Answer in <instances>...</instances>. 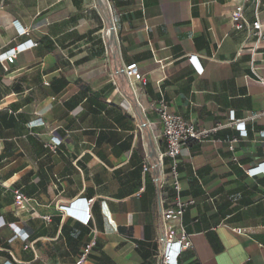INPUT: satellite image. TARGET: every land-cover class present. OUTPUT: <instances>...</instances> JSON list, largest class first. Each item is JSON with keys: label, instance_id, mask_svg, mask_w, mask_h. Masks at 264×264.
I'll return each instance as SVG.
<instances>
[{"label": "crops", "instance_id": "obj_1", "mask_svg": "<svg viewBox=\"0 0 264 264\" xmlns=\"http://www.w3.org/2000/svg\"><path fill=\"white\" fill-rule=\"evenodd\" d=\"M105 2L106 17L97 0H0V264H164L157 219L176 192L160 98L207 131L179 156L193 203L177 264H264V0L257 43L230 18L241 5L253 21L255 0Z\"/></svg>", "mask_w": 264, "mask_h": 264}, {"label": "built area", "instance_id": "obj_2", "mask_svg": "<svg viewBox=\"0 0 264 264\" xmlns=\"http://www.w3.org/2000/svg\"><path fill=\"white\" fill-rule=\"evenodd\" d=\"M96 1V0H92ZM101 7V13L104 17L110 14L109 6L105 3V0H97ZM257 9H255V18L253 21H248L243 17L242 6L238 5L232 10L230 18L232 23L237 29H246L250 37L256 39V43L260 41L262 36V23L258 16V4L259 0H255ZM19 33L22 35L26 32L23 27L19 28ZM21 44L13 47L11 52L2 57L3 60L7 62H13L16 55L21 53ZM194 57H189L188 60L191 62ZM202 72V69L200 70ZM124 74L128 79H133L138 81L142 85L146 84L145 77L139 72L136 63H129L124 68ZM155 110L157 115L163 125V137L166 144V150L164 155L169 159L170 170L172 174V185L176 192V196L168 207L161 209L158 215V244L160 247L162 261L164 264H177V260L181 252L192 246L189 234L184 230L180 224V220L185 208L193 203L190 201H183L179 197L180 186L178 182V172L177 166L179 163V156L181 153V148L191 141H202L207 135L206 130H201L192 122L183 119L181 116L171 113L168 110V105L164 98H160L155 105ZM234 126L238 128L241 132H244V122L237 121L234 122ZM146 170V167H144ZM249 171V170H248ZM251 173H258L257 168L250 169ZM260 173V172H259ZM14 197L17 203L21 206L25 204L28 200L21 192L15 191ZM37 215V214H36ZM38 216V215H37ZM48 218V217H45ZM85 223L92 221L95 228L94 232L97 233L98 230H103L100 220L97 216H93L91 213L87 212V215L83 217ZM176 222V223H175ZM180 226V233L178 236L175 234V227ZM92 243L86 245L81 255V260L83 261L90 251ZM178 248H180V253H178ZM11 264V263H8Z\"/></svg>", "mask_w": 264, "mask_h": 264}, {"label": "clouds", "instance_id": "obj_3", "mask_svg": "<svg viewBox=\"0 0 264 264\" xmlns=\"http://www.w3.org/2000/svg\"><path fill=\"white\" fill-rule=\"evenodd\" d=\"M178 253H180V248H178Z\"/></svg>", "mask_w": 264, "mask_h": 264}]
</instances>
